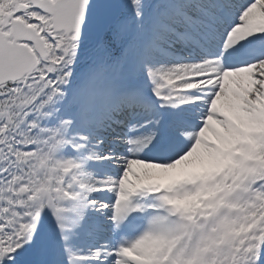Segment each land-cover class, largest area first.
Here are the masks:
<instances>
[{
  "label": "snow or ice",
  "instance_id": "6c2138e0",
  "mask_svg": "<svg viewBox=\"0 0 264 264\" xmlns=\"http://www.w3.org/2000/svg\"><path fill=\"white\" fill-rule=\"evenodd\" d=\"M0 264H264V0H0Z\"/></svg>",
  "mask_w": 264,
  "mask_h": 264
}]
</instances>
